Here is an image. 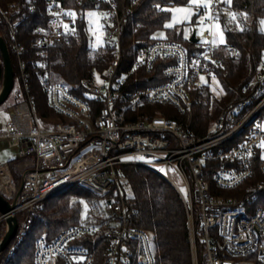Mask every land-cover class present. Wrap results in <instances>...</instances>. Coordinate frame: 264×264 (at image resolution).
I'll use <instances>...</instances> for the list:
<instances>
[{"label": "built area", "instance_id": "1", "mask_svg": "<svg viewBox=\"0 0 264 264\" xmlns=\"http://www.w3.org/2000/svg\"><path fill=\"white\" fill-rule=\"evenodd\" d=\"M46 1L47 24L32 30L40 56L47 54L49 45L68 43L78 35L75 11L61 0ZM223 1L211 0L209 7H202L200 16L207 28L195 33V49L164 37L134 44V66L149 72L164 59L161 76L165 81L135 90L128 102L131 108L141 102L159 103L179 114H191L192 107L202 102L203 79L211 65L219 62L214 53L223 45L212 42L216 26L221 30ZM34 3L29 6L31 12ZM94 4L109 20L105 32L114 53L104 78L88 86L90 100L100 106L93 115L89 100L73 94L62 82L41 80L48 106L59 115L51 121L42 117L43 125L29 93L18 29L0 3V18L10 29L18 62L11 90L18 101L8 107L0 142L17 149L16 166L21 171L17 186L9 163H0V193L10 202L16 197L13 209L0 214V226L5 231L9 215L19 219L13 238L0 253V264H8L34 218H40L43 202L74 185L105 196L101 211L113 219V239L101 264H156L152 235L131 224L136 209L122 188L123 164L148 168L178 192L186 215L191 264H264V71L250 83L249 94L204 135H195L189 124L161 113L124 121L115 106L126 98L127 73L119 70L126 17L118 0H94ZM224 46L232 57L239 56L235 47ZM174 176L181 179L184 189ZM97 230L95 223L81 220L51 241L38 237L32 264H92L88 247L75 241Z\"/></svg>", "mask_w": 264, "mask_h": 264}, {"label": "trees", "instance_id": "2", "mask_svg": "<svg viewBox=\"0 0 264 264\" xmlns=\"http://www.w3.org/2000/svg\"><path fill=\"white\" fill-rule=\"evenodd\" d=\"M33 1L36 8L31 12L29 6ZM61 1L65 7L75 11L78 35L68 43L58 42L49 45L45 56L37 53V48L33 45L35 34L32 30L36 26H46L47 1L0 0V3L11 22L16 25L17 41L24 47L22 57L26 61L29 93L36 116L59 118V115L48 106L41 80L62 82L73 94L89 100L95 115L100 103L90 100L88 86L104 78L105 71L114 59L113 47L109 41L96 47L89 42L84 14L86 10L96 9L94 0H81L80 4L77 0ZM188 1L118 0L120 11L126 17L121 35L122 56L119 70L127 73V81L124 89L126 98L116 104L115 110L118 117L123 116L124 121H134L161 113L175 118L182 125L189 124L195 135H204L212 129V123L217 118L216 112L224 114L236 101L245 98L251 90L250 83L264 71V29L260 28V22L264 19V0H231L230 3L224 0L220 15L224 42L214 53L219 62L211 65L206 76V78L211 74L216 76L223 93L215 96L206 83L202 102L192 107L191 114H179L170 105L159 103L141 102L131 108L128 102L135 90L165 81L161 76L164 59H159L149 72H146L143 66H134L136 61L134 44L141 40L158 39L152 34L164 27L169 16V11L164 9L184 5ZM127 9L130 12L126 11ZM198 9L194 17L202 13V7ZM191 32L185 39L183 28L176 25L165 28L163 37L177 41L188 50H192L196 44L190 41ZM0 34L8 46L14 75H17L18 62L12 48L10 29L1 18ZM225 44L235 47L239 56L232 57ZM213 108L216 110L213 111ZM121 169L124 175L123 191L132 208L136 209L131 224L152 235L156 264H191L186 215L178 192L148 168L123 164ZM79 199H85L88 205L87 215L82 219ZM104 200L105 196L97 195L78 185L47 198L40 209V218H34L28 234L17 246L8 264H32L34 244L38 237L45 236L51 241L60 231L81 220L95 223L98 230L95 234L85 236L75 243L88 247L93 255L92 264H101L113 239L111 225L113 219L104 216L105 213L101 211ZM17 220L19 221L18 218ZM3 234L4 225H1L0 238Z\"/></svg>", "mask_w": 264, "mask_h": 264}, {"label": "rangeland", "instance_id": "3", "mask_svg": "<svg viewBox=\"0 0 264 264\" xmlns=\"http://www.w3.org/2000/svg\"><path fill=\"white\" fill-rule=\"evenodd\" d=\"M182 7L183 8L189 7V1L187 4H184V5L170 6L169 9H176V8H182ZM198 8L199 7H197L196 5H191V10L194 13L191 17V20L178 22V23H173V20H172L173 13L169 11V16L164 23V27L160 30L155 31L152 34V36L158 37V38L163 37L165 28H169V27H165V25L170 24V23H172L173 26H176V25L181 26L183 28L184 34H185V29H187L188 33L191 32L192 30H195L196 33H201V31L207 28V26L200 21V17H201L200 15H197L194 17V15L199 11ZM89 13H95V15L89 16L88 15ZM84 15H85L87 34L89 37L90 44L96 47V46L104 44L106 41H109L108 36L106 35V32H105V24L109 23V20L106 17V15L102 11H97L94 9L86 10ZM182 15H183L182 13H177V19L180 20ZM260 28L264 29V19L260 22ZM216 34L217 35H215V39L217 40V42H219V39H218L219 33L217 32V29H216ZM203 82L205 84L206 83L209 84V88L211 89L212 93L215 96H219L223 93V88L220 86L219 79L216 76L211 74L209 78L204 77ZM17 101L18 99L10 92L7 99L0 105V128L5 124V122L9 118L8 107L13 105ZM212 110L215 111L216 108H213ZM221 115L222 114H219V112H216V116H217L216 121H218ZM37 117L41 121L40 122L41 124L43 125L46 124L45 120H42V117H39V116ZM48 120L51 121L53 120V118L48 117ZM216 121L212 123V126L214 125ZM16 158H17V149L14 147L13 148L9 147L5 141H1L0 142V163H4V162L9 163V167L11 170V174L14 178V181L17 184V186H20L21 171L16 166V161H17ZM175 180L179 184V186L182 189H184L181 179L178 177L177 178L175 177ZM79 203L81 205L80 218L82 219V218H85L87 215L88 205L85 199H79ZM103 215L105 216V214Z\"/></svg>", "mask_w": 264, "mask_h": 264}, {"label": "water", "instance_id": "4", "mask_svg": "<svg viewBox=\"0 0 264 264\" xmlns=\"http://www.w3.org/2000/svg\"><path fill=\"white\" fill-rule=\"evenodd\" d=\"M195 30L190 34V41L196 42ZM0 105L7 99L14 84V70L11 63L10 53L7 44L0 34ZM16 203V197L13 201H9L0 193V214L11 211ZM6 229L0 238V253L6 248L10 240L13 238L17 229V219L13 215H9L5 219Z\"/></svg>", "mask_w": 264, "mask_h": 264}, {"label": "snow or ice", "instance_id": "5", "mask_svg": "<svg viewBox=\"0 0 264 264\" xmlns=\"http://www.w3.org/2000/svg\"><path fill=\"white\" fill-rule=\"evenodd\" d=\"M228 2L230 3L231 0H228ZM210 4H211V0H189V7H187V8L182 7V8H176V9H164V11H171L173 13V16H172L173 23H178V22L191 20V17L194 14L191 10V5H196L197 7L207 8V7H209ZM177 13L183 14L182 17L180 18V20L177 19ZM73 15H75V14L73 13ZM88 15L93 16V15H95V13H89ZM206 15H208V13H206ZM203 19H204L203 17H200L201 22H203ZM172 26H173L172 23L165 25V27H172ZM67 27L68 26L65 25V28H67ZM216 28H217V32L219 33V37H218L219 42L223 43L224 42L223 32H222V30H220L219 25H217ZM197 34L199 35L200 33H197ZM161 35H163V34H161ZM187 38H188V31H187V29H185V39H187ZM204 42H207V41H204ZM212 42L216 43L217 40L214 39ZM202 79H203V77H202ZM261 147H264V143L261 144ZM79 259H83V257H80Z\"/></svg>", "mask_w": 264, "mask_h": 264}]
</instances>
